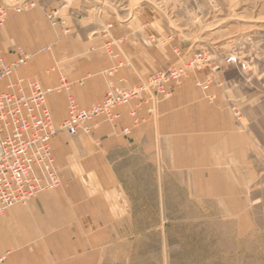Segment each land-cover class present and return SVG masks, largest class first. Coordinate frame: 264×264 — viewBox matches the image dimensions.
<instances>
[{"label": "crops", "instance_id": "obj_1", "mask_svg": "<svg viewBox=\"0 0 264 264\" xmlns=\"http://www.w3.org/2000/svg\"><path fill=\"white\" fill-rule=\"evenodd\" d=\"M4 1L34 7L10 9L0 29V53L7 62H14L20 50L31 55L27 65L0 81V91L18 77L37 79L46 88L59 87L66 77L70 90L47 97L57 126L67 118L68 94L81 107H90L102 100L110 80L133 86L170 63L181 65L193 56H186L193 44L177 41L175 54L174 44L162 40L168 35L156 25L163 18L156 9L142 7L123 15L100 6L99 0ZM51 8L59 9L55 27L45 14ZM107 23H113L109 33ZM109 34L124 40L112 44L110 51L104 46ZM237 72L239 66L224 59L219 68L209 66L190 74L168 97L143 103L138 124L130 114L136 103L117 108L112 126L99 119L91 126L96 144L82 137L71 145H63L62 137L55 139L65 186L0 214V255H6L0 264H105L106 251L115 250L106 245L118 242L119 229L145 227L146 213L167 210L169 202L182 204L184 210L189 193L184 181L194 183L191 196L242 194L229 189L234 174L241 180L254 172L257 179L264 176V82L250 88L246 77L235 76ZM234 100L242 113L257 116L256 127L238 122L232 111ZM125 127L130 133L123 132ZM127 152L157 165L160 188L124 185L116 157ZM219 171L224 176L219 177ZM221 177L228 187L225 191L217 185ZM170 178L177 182L176 199L169 198Z\"/></svg>", "mask_w": 264, "mask_h": 264}, {"label": "rangeland", "instance_id": "obj_2", "mask_svg": "<svg viewBox=\"0 0 264 264\" xmlns=\"http://www.w3.org/2000/svg\"><path fill=\"white\" fill-rule=\"evenodd\" d=\"M99 1H101L100 6L120 11L123 15L132 14L142 7L161 11L163 18L156 25L168 35L162 37V40L174 44V53H177L178 47L175 44L179 41L193 44L192 50L186 56H192L202 49L211 51L219 67L225 57L236 56L238 61L246 63L247 68H242L240 63H236L239 66V72L235 76L246 77V81L252 86L250 88L255 89L257 84L262 86L264 82V0H256L255 3L251 2L252 0ZM30 7L33 8L34 4L24 6L23 10ZM58 11V8L46 9L45 14L52 27L57 25ZM255 13H258V19L254 18ZM5 25L6 23L0 26V29ZM105 29L109 33L108 31L113 29V23H107ZM109 36L110 41H106L104 45L109 51L112 44H122L124 41L123 38L116 40L110 34ZM174 66H176L175 63H170L168 67L160 70ZM234 104L232 111L238 122L241 121L244 124L249 122L251 127H256L257 116L242 113L236 100ZM97 119L104 121L107 125L114 122L105 117ZM138 119L135 118V124H138ZM95 120L89 122L90 129L92 125H95ZM125 129L128 128L125 127L123 132L128 134ZM58 137L64 140L63 145H71L80 137L96 144L93 141L96 137H90V133L80 131L70 135L60 130L52 141V147ZM53 152L61 184L45 193L65 186L64 166L58 163L59 155H56L54 147ZM116 158L120 161L118 166L116 165V171L120 172L121 181L127 188L152 190L161 187V181L157 178L159 169L155 163H149L144 158L141 159L133 154L129 155L128 152L119 154ZM74 165L76 164L73 163ZM131 172H137L140 175L139 178H131ZM218 174L219 177L224 176L222 171ZM234 175L237 176V174ZM236 176L235 180L228 183L229 189L239 193L243 191V193L235 196H191L189 193L194 183L192 185V182L184 181L183 187L186 193L189 192L184 197L186 199L183 205L184 210L180 208L182 204L169 202L167 210L146 213L151 219L147 216L145 227L119 229L118 242L106 245L109 248L114 247L115 250L106 251L105 264H264V176L257 179L256 172L250 173L249 178L243 180L240 179V174L238 178ZM166 182L169 198L176 199L174 197L177 189L176 180L170 178ZM166 182L164 181L165 184ZM232 183L237 185V189L235 186L231 187ZM217 185L223 190L227 187L223 177L219 179ZM219 186H217L218 189ZM28 203L19 205H28Z\"/></svg>", "mask_w": 264, "mask_h": 264}, {"label": "built area", "instance_id": "obj_3", "mask_svg": "<svg viewBox=\"0 0 264 264\" xmlns=\"http://www.w3.org/2000/svg\"><path fill=\"white\" fill-rule=\"evenodd\" d=\"M10 9L21 12L24 6H9L0 0V26L6 23ZM212 55L209 50H199L181 65L156 71L133 86L110 80L103 99L90 107H81L74 95L68 94V116L60 126L55 123L47 97L60 89L70 90L66 77L55 88H46L39 80L25 77L9 81L6 89L0 91V214L60 186L61 178L52 147L60 130L70 135L80 131L90 133V121L105 117L113 122L118 117L117 108L132 103L136 104L130 114L137 119L143 103H156L160 97H168L189 74L209 66L219 68ZM30 58V54L20 50L14 62H7L0 53V81L11 77L18 67L27 65ZM225 61L240 63L242 68H247L246 63L238 61L236 56L229 55ZM197 84L204 88L202 82ZM152 110L153 107L148 111ZM129 131L125 129V132ZM5 259L6 255H0V263Z\"/></svg>", "mask_w": 264, "mask_h": 264}]
</instances>
